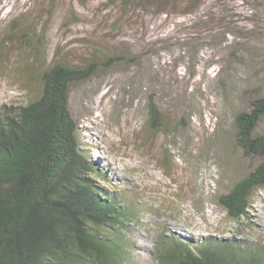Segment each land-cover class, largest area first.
<instances>
[{
  "label": "rangeland",
  "instance_id": "1",
  "mask_svg": "<svg viewBox=\"0 0 264 264\" xmlns=\"http://www.w3.org/2000/svg\"><path fill=\"white\" fill-rule=\"evenodd\" d=\"M14 21L44 35L50 59L96 49L141 56L70 95L80 142L107 177L101 185L135 211L129 264H154L161 235L264 246V188L237 223L218 203L264 160L245 157L234 140V118L254 95L247 92L264 96V0H169L145 10L115 0H0V38ZM31 61L16 44L0 59V108L27 99ZM154 93L169 125L149 134ZM257 132L264 134V117Z\"/></svg>",
  "mask_w": 264,
  "mask_h": 264
},
{
  "label": "trees",
  "instance_id": "2",
  "mask_svg": "<svg viewBox=\"0 0 264 264\" xmlns=\"http://www.w3.org/2000/svg\"><path fill=\"white\" fill-rule=\"evenodd\" d=\"M115 1L137 2L145 10L169 0ZM46 42L44 35L23 31L15 21L0 38V59L14 44L32 56L24 69L27 99L0 108V264H129L128 225L135 211L101 185L107 177L93 167L80 142L70 95L100 72L136 66L141 56L128 49H96L74 60L58 52L50 59ZM247 93L254 95L248 111L234 118L235 145L245 157H264V134L257 132L264 96L257 90ZM154 95L147 104L149 134L169 125ZM261 188L264 160L219 196L226 219L237 223L245 217ZM152 258L154 264H264V246L170 234L160 236Z\"/></svg>",
  "mask_w": 264,
  "mask_h": 264
}]
</instances>
